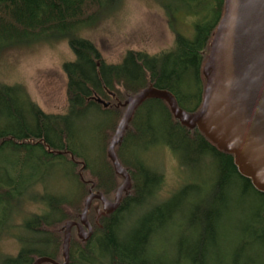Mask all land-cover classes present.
<instances>
[{
  "label": "trees",
  "instance_id": "1",
  "mask_svg": "<svg viewBox=\"0 0 264 264\" xmlns=\"http://www.w3.org/2000/svg\"><path fill=\"white\" fill-rule=\"evenodd\" d=\"M120 1L0 0V52L65 41L74 58L61 67L65 115H47L24 87L0 84V243L11 238L19 245L15 255L0 251V264H34L39 258L63 264V231L68 223L81 225L86 199L94 194L115 202L123 178L107 150L130 98L152 88L170 93L187 114L202 107L204 68L223 0H152L173 35L171 47L156 55L127 51L120 63L107 64L77 30ZM144 141L174 156L184 177L161 201L164 176L142 156ZM114 153L130 188L105 215L103 204L92 201L91 235L84 240L71 230L77 238L70 236L68 264H264V193L239 173L232 155L175 119L166 102L142 103ZM49 168L75 191L64 182L44 183ZM192 169L204 177L185 178ZM30 203L40 211L28 214ZM96 205L100 210L94 214ZM166 243L174 244L171 250Z\"/></svg>",
  "mask_w": 264,
  "mask_h": 264
},
{
  "label": "water",
  "instance_id": "2",
  "mask_svg": "<svg viewBox=\"0 0 264 264\" xmlns=\"http://www.w3.org/2000/svg\"><path fill=\"white\" fill-rule=\"evenodd\" d=\"M223 16L210 44L204 72L207 82L200 111L187 114L178 108L174 97L164 91L148 88L130 98L125 112L108 146V158L123 183L114 203L101 195H90L81 214V225L71 222L64 229L63 264H68L70 232L76 228L81 239H88L91 228L87 213L94 200L104 206L101 215L116 210L123 194L130 188V178L114 153L136 109L146 100L166 102L175 119L188 128L196 127L218 150L233 156L239 173L264 193V0H223ZM104 108L109 105L96 101ZM214 102L224 108L217 125L211 126L212 135L201 125ZM82 225L87 229L83 231ZM34 264H57L48 258H39Z\"/></svg>",
  "mask_w": 264,
  "mask_h": 264
},
{
  "label": "rangeland",
  "instance_id": "3",
  "mask_svg": "<svg viewBox=\"0 0 264 264\" xmlns=\"http://www.w3.org/2000/svg\"><path fill=\"white\" fill-rule=\"evenodd\" d=\"M185 23L187 27L189 19ZM77 36L92 41L103 60L114 65L121 62L127 51L156 55L167 51L173 42V35L167 27L162 10L152 0H121L113 11L98 16L94 24L78 29ZM73 59L65 41L38 42L1 51L0 84L24 87L28 98L47 115H65L66 79L61 67ZM93 142V151L97 155L98 142ZM139 149L143 151L142 156L149 167H157V171L164 176V185L158 199L161 201L168 198L184 183L178 161L168 151L158 150V145L151 146L144 141ZM49 169L43 179L44 183L49 186L55 180L64 182L65 188L75 191L73 183L65 182L61 174H57L59 177L55 179L53 169ZM187 175L192 179L204 177L203 171L196 169L188 170L185 178ZM61 194H65V191ZM92 210L95 214L100 209L96 205ZM39 211L38 205H26L28 214ZM76 235L74 232L70 234L74 239ZM173 245L166 243L169 250ZM18 249L19 245L11 238H5L0 243V251L5 255H15Z\"/></svg>",
  "mask_w": 264,
  "mask_h": 264
},
{
  "label": "bare ground",
  "instance_id": "4",
  "mask_svg": "<svg viewBox=\"0 0 264 264\" xmlns=\"http://www.w3.org/2000/svg\"><path fill=\"white\" fill-rule=\"evenodd\" d=\"M224 108L225 107H223L218 102H214L212 104L211 110L206 118V121L201 125L202 127H204L203 129L207 134L212 135L213 131L211 129V126L217 125L218 122H220Z\"/></svg>",
  "mask_w": 264,
  "mask_h": 264
}]
</instances>
